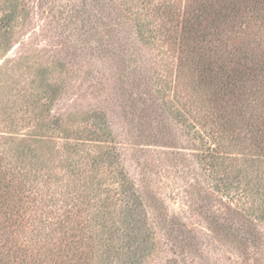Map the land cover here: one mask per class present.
Instances as JSON below:
<instances>
[{
	"label": "rangeland",
	"instance_id": "374dc122",
	"mask_svg": "<svg viewBox=\"0 0 264 264\" xmlns=\"http://www.w3.org/2000/svg\"><path fill=\"white\" fill-rule=\"evenodd\" d=\"M149 1L0 0V35L10 36L0 45V145L26 140L58 177L105 147L117 159L84 179L82 194L52 185L36 194L27 236L50 250L67 207L94 204L91 188L104 192L125 175L121 186L135 187L148 221L138 264H264V157L230 144L221 128L223 152L212 150L208 94L178 46L158 35L161 0ZM47 110L67 133L41 130ZM100 120L110 136L87 141L86 123Z\"/></svg>",
	"mask_w": 264,
	"mask_h": 264
},
{
	"label": "trees",
	"instance_id": "16d2710c",
	"mask_svg": "<svg viewBox=\"0 0 264 264\" xmlns=\"http://www.w3.org/2000/svg\"><path fill=\"white\" fill-rule=\"evenodd\" d=\"M156 1L150 0L149 4ZM159 3L153 8L158 35L178 46L181 59L187 60V68L195 70L197 87L206 90L214 109L210 125L215 136L212 150L220 155L223 152L226 141L216 135L215 129L221 128L219 131L230 144L234 141L255 148L264 157V0ZM8 37V33L0 35V45L7 46ZM50 114L47 110L41 130L67 133L62 121L50 119ZM86 124L90 126L84 130L87 141H103L104 136H110L105 121L100 120L94 129L90 121ZM8 137L0 145V264H138L147 255V215L135 187L121 186L128 181L125 175L104 192L91 188L95 198L94 204H87L89 207L80 206L75 213L74 207H67L63 218L57 219L59 237L52 244L54 250H47L46 245L34 246L26 231L31 226L30 212L42 190L71 186L75 194H82L84 189H90L84 179L97 178L114 166L117 159L105 147L101 154L86 160L89 161L86 168L82 162V167L75 169L72 165L62 166L63 174L58 177L57 169L48 167L53 162L50 157L43 160L31 154L36 151L26 140L14 144L17 139ZM74 150L70 156L80 151ZM33 160L37 164L28 171L29 161ZM32 184L35 186L31 187ZM57 191L55 194L59 195ZM256 193L254 196H259ZM260 204L264 207V200ZM103 233L105 241L102 237L96 243L95 238ZM113 237H117V243ZM101 240L108 247L104 254L101 252L103 255L99 254L100 248H104Z\"/></svg>",
	"mask_w": 264,
	"mask_h": 264
}]
</instances>
